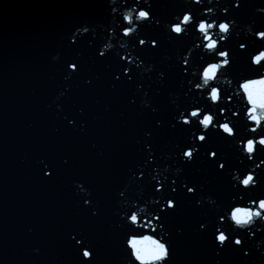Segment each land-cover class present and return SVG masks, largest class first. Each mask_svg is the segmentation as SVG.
Masks as SVG:
<instances>
[{
	"label": "water",
	"instance_id": "95a60500",
	"mask_svg": "<svg viewBox=\"0 0 264 264\" xmlns=\"http://www.w3.org/2000/svg\"><path fill=\"white\" fill-rule=\"evenodd\" d=\"M251 2L264 6V0ZM153 4L154 14L162 19H169L183 7L181 0H153ZM109 11L107 0H0V264H81L82 257L70 238L77 232L92 241L94 264H120L121 242L128 229L117 226L121 224L115 214L117 193L131 178L128 169L138 174L136 165L146 158L144 131L153 134L147 143L153 146L161 167L160 157L169 151L170 141L186 143L188 130L179 125L171 127L175 121L169 93L180 90V76L175 69L167 72L163 87L153 82L156 73L151 74L153 80L145 77L143 81L153 106L159 109L153 114L140 107L134 83L129 84L127 77L123 82L115 80L122 67L119 57L112 53L99 57L100 37L107 36L106 32L98 28L97 39L85 36L69 47L67 38L84 23L107 26ZM249 15L251 9L242 8L238 13L244 23L249 22ZM143 31L159 38L160 46L140 49L138 54L146 63L160 67L165 50L173 55L174 47L164 38L162 28L144 27ZM189 43L190 38L178 40L175 47L183 49ZM57 52L61 61L53 63L51 57ZM232 55L237 57L232 71L246 70L243 54L233 48ZM72 61L78 62L80 72L65 81L66 65ZM86 79L92 84H86ZM134 81H138L135 75ZM65 87L71 90L58 101L63 107L58 112L53 101ZM133 98L136 104L130 102ZM187 103V99L182 101ZM65 116L75 125L69 126ZM157 120L164 126L157 128ZM81 124L86 125L82 131ZM209 144L227 158L229 166L238 167L234 150L216 133H211ZM41 159L54 171L51 179L44 175ZM181 166L189 180L203 184L205 194H212L220 202L234 194L230 178L218 172L205 156ZM73 181L92 190L93 202L100 209L98 216H92L75 195ZM148 181L146 176L143 182L133 183L130 199H140L137 193L141 187L144 191L140 203L158 196L154 183ZM260 191L264 192V182ZM196 198L183 190L177 210L169 211L167 216L179 264H208L211 259L213 237L210 241L208 233L194 229L212 220L213 215L210 211L203 215L208 206L196 207ZM176 228H183L182 236L175 235ZM35 248L40 249L39 255L31 251ZM225 255L229 264H237L231 249Z\"/></svg>",
	"mask_w": 264,
	"mask_h": 264
},
{
	"label": "clouds",
	"instance_id": "9594fccd",
	"mask_svg": "<svg viewBox=\"0 0 264 264\" xmlns=\"http://www.w3.org/2000/svg\"><path fill=\"white\" fill-rule=\"evenodd\" d=\"M181 3L183 7L179 11L172 13L169 19H162L154 14L153 0H107V9H110L108 15L111 17L107 26L84 23L67 38L70 41L69 47L78 38L91 35L92 40L97 39L98 28L101 32H106L107 36L100 37L99 57H107L110 53L119 57L122 67L118 69L115 80L123 82V77H127L129 84L134 83V95H140V107L149 109L153 114H157L159 109L153 106L150 93L145 90V77L153 80L151 74L156 73L153 82L163 87L167 72L173 69L177 71L180 76V90L169 93L172 120L175 121L171 127L176 129L178 125L182 126L193 119L199 120L202 130L199 135L207 134L211 128L234 150L238 165L229 166L227 158L220 154L221 162L227 165L224 173L230 178L231 191L234 193L223 203L212 194H205L203 184L197 185L200 191L196 194L195 205L198 208H205L207 205L208 210L203 215L207 216L210 211L213 219L200 223L194 231L208 233L211 241L215 225L219 236L211 243V259L208 264H229L228 256L225 255L227 249H231L232 258L237 264H264V192L260 191L264 182V6L254 4L251 0H181ZM242 8L251 9L247 23L242 22L238 16ZM145 22L149 28H162L164 38L174 47L173 55L165 50L160 67L154 63H146L138 54L150 37L143 31ZM194 24L195 30H192L190 26ZM117 29L120 31L117 32ZM174 37H182L180 41L190 38V43L183 49L175 47L178 40ZM92 40L88 42L90 46ZM229 44L232 46L229 47ZM158 45L160 46L159 38L152 41L154 49ZM221 47L224 49L223 54L219 52ZM233 48L243 54L246 70L238 73L232 71L237 59L232 55ZM61 58V54L57 52L51 60L59 63ZM133 69L136 70L135 73ZM73 71L74 66L69 65L65 81L72 79ZM134 75L138 77V81H134ZM85 83L91 85L92 80L86 79ZM112 87L115 88V85ZM70 90L65 87L55 97L53 103L56 104L58 112L63 111L58 101L66 97ZM184 99L188 100L187 104H182ZM130 102L136 104L134 98ZM48 107L51 108V105ZM79 111L83 114V109ZM189 112L191 115L187 114ZM64 119L69 126L75 125V121L67 116ZM219 120L223 121L220 125L216 123ZM163 126V121H156L157 128ZM84 127L86 125L81 124V131ZM190 127L195 132L196 125L190 124ZM143 135L146 138L144 149L147 159L143 164L136 165L138 174L131 168L128 169L132 175L129 182L117 193L118 210L115 214L123 220L127 211L134 209L129 222L137 229L143 228L144 234L130 236V247L125 246L124 241L121 242L123 255L120 257V264H179L173 232L167 221L168 209L175 206L178 197L175 201H168L166 207L163 195L140 203L144 189L141 187L137 193L140 199H130L129 192L133 183L144 180L149 165H155L148 171V182L156 184V192L163 193L165 188L170 187L171 192L167 194L174 195L177 191L182 192L187 183H195L184 175L185 169L181 165L192 164L193 156L196 159L204 156L198 146L202 141L194 140L189 132L184 145L170 141L169 151L162 153L160 157L163 162L161 167L153 146L147 143V140L152 139V132L144 131ZM139 143L137 140V144ZM186 145L193 147L185 148ZM92 146L96 147L95 144ZM182 148L185 153L192 155L182 154ZM212 158L213 154L209 153L208 159ZM39 163L44 165V175L48 177L50 165L43 159ZM64 163H68L67 159ZM73 187L75 195L83 200L85 207H89L92 204V190L80 181H73ZM98 208V204L93 207V216L99 215ZM161 213L165 214L163 220L160 219ZM117 226L125 228L122 224ZM28 231L31 233L32 229ZM183 232V228L175 229L176 236H182ZM78 234L80 232L72 234L71 240ZM257 234H260L259 239ZM79 244L80 241H77L76 246L79 247ZM31 251L36 255L40 254L39 248Z\"/></svg>",
	"mask_w": 264,
	"mask_h": 264
},
{
	"label": "snow or ice",
	"instance_id": "6c2138e0",
	"mask_svg": "<svg viewBox=\"0 0 264 264\" xmlns=\"http://www.w3.org/2000/svg\"><path fill=\"white\" fill-rule=\"evenodd\" d=\"M144 27H148L147 22H145V24L143 25V28ZM190 28L192 30H195V24L194 25H191ZM119 31L120 30L117 29V32H119ZM174 38L177 39V40L182 39V37H174ZM156 39H157L156 37H151V36L148 37V43L144 45V49H154L152 47V41L153 40H156ZM79 41H80V39L78 38L77 41H76V43L75 44H72L71 46H75L76 44L79 43ZM219 52L221 54H223V52H224L223 47H221L219 49ZM104 58H106V57H104ZM69 65H73L74 66V71L71 73L72 76L74 74H78L80 72V67H79L78 62H76V61L68 62L67 65H66L67 68L69 67ZM129 75H131V73H129ZM122 76H123V72H122ZM187 114L188 115H191V112H189ZM200 118L201 119L203 118V113L200 114ZM222 122H223L222 120L216 121V123L218 125L222 124ZM190 124H195L196 125L195 132H192V129L190 127ZM182 127L186 128L188 130V132L193 136V139L194 140L198 139L199 141H202V143H199L198 146L200 147L201 151L203 150L204 156L206 158H208L209 153H212L213 154V158L212 159H209V160L219 170L218 172H220V173L226 172L227 171L226 164H224L223 162H221L220 155L218 153V149L212 147L209 144V141L211 139V133H214L213 130L211 128L209 129L208 133L205 134L207 136V138L205 139V135H199V133H201V131H202L201 128L199 127V120L193 119L191 121H188L184 125H182ZM262 134H264V133H262ZM187 147H193V145H186L185 148H187ZM181 153L182 154H186V155H192L191 153H185V149H183V148L181 149ZM146 159H147V155H146L145 160ZM195 160H196V157L193 156L192 163H195ZM187 163L188 162L186 161V164ZM153 166L154 165H149L148 170L145 171L144 180L146 179V176L148 177V171H150V169ZM53 175H54V171L51 170L50 173H49V175H48V178L51 179ZM144 180L136 181L135 183H137V182H143ZM197 185H198V183H187L186 184V187L184 188L185 194H187L189 196L196 197V194L200 191V189H199V187H197ZM154 192L158 196H160V195H163L164 196V201H165L166 207L168 205V201H175V200H177V197L179 196V191H177V193L174 194V195H168L167 193H170L171 192V188L170 187L169 188H165V190H164L163 193L156 192V184L155 183H154ZM96 205L97 204H95L93 202V199H92V204L89 205V207H87L88 209L91 210V215H92L93 207L96 206ZM177 207H178V202L175 204V206L169 208L168 210L174 213L176 211V208ZM98 211H99V214H100V209L99 208H98ZM133 211H134V209L128 210L125 218L123 220H121V224L124 225V227L128 229V231L125 234L124 243H125L126 246H129V247H130V241H129V237L130 236L131 237H136V236H143V234H144L143 228H139L140 230L138 231L137 228L133 227L134 225L129 222L130 221V218L132 216ZM229 211H231V209H229ZM164 215H165L164 213H161V216H160V219L161 220H163ZM221 215H223V213H221ZM218 238H219V236H218V233L215 231V225H213V239L215 241ZM72 241L75 243V245H76V242L77 241H80L79 247H77V251L79 252V254L82 257L81 264H93V261L96 260V252H95V249H94V246H93L92 241L87 237V235H85L83 232H80V234H78L75 237V239H73ZM229 243H230V241H229ZM225 247H227V244H225ZM166 264H167V262H166Z\"/></svg>",
	"mask_w": 264,
	"mask_h": 264
}]
</instances>
